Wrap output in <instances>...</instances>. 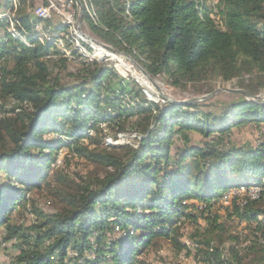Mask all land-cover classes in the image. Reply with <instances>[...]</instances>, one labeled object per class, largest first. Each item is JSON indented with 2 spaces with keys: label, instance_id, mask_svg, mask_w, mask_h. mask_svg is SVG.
<instances>
[{
  "label": "trees",
  "instance_id": "obj_1",
  "mask_svg": "<svg viewBox=\"0 0 264 264\" xmlns=\"http://www.w3.org/2000/svg\"><path fill=\"white\" fill-rule=\"evenodd\" d=\"M79 2L91 32L118 52L143 57V69L151 77L163 76L175 85L209 71L228 80L250 67L262 74L261 82H248L238 90L253 97L264 90V0H217L214 7L203 0ZM25 5L26 0L15 5L0 0V63L6 64L0 67V100L15 104L0 115V172L6 175V184L0 183V241L19 242L12 264H133L136 253L156 237L176 241L179 220L196 224L197 207L185 199L209 209L224 193L244 189L248 195L254 186L259 200L264 199V146L236 148L224 139L242 124L263 126L264 101L239 94V100L218 114L196 111L195 103L159 104L147 100L133 83L129 88L122 79L113 83L116 75L95 62H83L77 84H61L49 74L48 63L54 57L61 63L67 60L55 47L66 27L48 30V23L24 12ZM85 5L95 10L93 20ZM45 34L49 40L41 44ZM127 127L141 136L137 148L104 149L101 132L116 129L120 134ZM44 133L50 138L43 139ZM191 133L210 140L192 146ZM173 136L180 144L170 150ZM62 150L65 154L48 184L49 165ZM75 159L109 171L76 190L65 209H39L31 190L65 186L68 177L62 170ZM256 203L249 196L233 197L231 215L255 224L254 243L245 250L264 264V210ZM259 216L262 221H257ZM218 218L203 217L207 229L197 254L205 264H242L235 245L225 250L217 233L210 238L220 228ZM114 229L121 237L99 247L101 233ZM93 236L94 253L108 258L84 256L92 250ZM69 250L75 258H68Z\"/></svg>",
  "mask_w": 264,
  "mask_h": 264
},
{
  "label": "rangeland",
  "instance_id": "obj_2",
  "mask_svg": "<svg viewBox=\"0 0 264 264\" xmlns=\"http://www.w3.org/2000/svg\"><path fill=\"white\" fill-rule=\"evenodd\" d=\"M75 1L79 2V0L54 1L56 7L51 9L50 15H41L40 10H34L35 7L45 4V0H26V5L23 9L25 13L29 12L30 16H35L43 20V23H48L50 25L48 30L50 31L58 25H64L66 27V33L64 35L61 33L60 36L63 38H56L55 47L64 54L67 60L65 63H61L57 61L58 57H54L52 61L48 63L49 74H51L52 77L58 76L61 84H77L79 81L76 76H79L82 65L84 64L83 62H95L99 66L110 69L116 75V78L111 79L113 83L122 79L126 88H129L130 84L133 83L149 101L162 104L165 102L179 103L195 100V104L199 105L196 111L218 114L227 105L240 99L241 95L234 93L235 91H239V87L249 83L256 84L261 82L259 77H262V74L258 73L256 68L245 67V71H241L237 77L228 80L221 79L214 75L213 72L205 71L194 79L181 80L179 83L172 85L163 76H149L143 69L142 64L144 63L142 62L143 57L141 56L134 59L124 54L125 56H119L121 58V63H118L116 60L104 56V54L99 51V49L102 51L104 50L99 48L96 44L108 45L103 43L91 32L90 28L84 22V15L86 14H84L83 5L79 2L80 8L82 9L81 14L80 8H78ZM203 1L210 7H214L217 0ZM11 2L13 5L17 4V0H11ZM91 9L92 10L89 9L91 13L89 16L92 18L90 19L93 20V13L95 10L92 7ZM213 20L216 23V18L213 17ZM42 29L43 26L39 24L37 30L42 32ZM44 40H49V35H43L39 41L42 44ZM72 52H75L76 56H72ZM5 65L6 64L3 62L0 63V67ZM9 65L10 67L12 66L11 64ZM144 73H146V75ZM256 96L264 101V90ZM125 99L128 101L129 97L127 96ZM248 99L251 100V98ZM14 107L15 104L12 100H0V115L6 114V112L13 110ZM22 109L25 112H30V109L26 106H22ZM16 112H18V110ZM115 130L109 131L105 129L101 132L100 140L104 149L108 148V146H128L131 148H137L139 146L141 136L134 133L131 127H127L128 131L120 134L116 133ZM190 135L192 146H202V144L210 140V138L205 139L197 133H191ZM41 137L46 140L50 138V135L44 133ZM176 138V136L172 137L170 150L180 144ZM224 139L232 143L236 148L247 149L264 146V125L257 127L252 123L242 124L241 127L234 128L231 133L225 135ZM31 151L34 153L37 152L36 149H32ZM107 151H110V149H107ZM116 153L122 156V153H119L118 150H116ZM64 154V150L59 151L54 162L49 165L47 176L44 180L48 184H52V173L60 166V160ZM194 159V157L190 158L189 162ZM62 171L63 174L68 177L65 186H61L57 190L53 189V187L52 189L48 187L49 189L45 188L39 192H35L34 190L30 192L35 205L46 213H54L58 210L65 209L67 201L70 199L71 195L76 193V190L86 185H92L98 177L103 176L104 173L109 170L88 160L75 159L70 161ZM0 183L6 184V175L3 172H0ZM52 191L57 194L52 195L50 193ZM248 192L247 195L244 189H240L239 191L230 190L224 193L209 209H206L203 204L197 203L192 199H185L183 201L184 203L194 204L197 207V210L193 213L197 218L196 224L186 219L179 220V223L175 224L177 229L175 236L176 241L170 242L166 239L156 237L150 245L140 249L136 253L133 258V264H138V262L142 264H205L201 259L202 254H197V251L199 248H202L198 243L201 244L203 240H205V234H203L202 231L207 229L203 217L210 216V214L218 215V224H220L219 230L214 232L212 234L213 236L210 238H216L214 235L217 233L220 244L221 246L223 245V249L227 250L229 246L235 245V248L240 250L243 256L242 264H258L257 257L254 254H248L245 250L246 246L254 243V238L257 235L254 232L255 224L252 223L251 225H247L244 222H239L231 215V200L233 197L241 198L242 196H249L251 200L257 202L256 208L258 207L264 210V199L259 200L258 188L254 186ZM32 221L33 218L29 216L28 222L30 223ZM257 221H262V216H259ZM94 234L97 235L96 231ZM101 234L104 241L99 247L104 246V248H107L109 243L121 237V233L116 229H114L113 232L105 230ZM94 240V236L90 238L92 250L85 252L84 256L89 260L97 258H99V260H104L108 258L106 253L101 255L94 253L96 248ZM259 242L262 243L261 240ZM18 244L19 242L15 241H10L8 243H1L0 241V264L13 263L14 258L18 255ZM47 245L48 242L40 248L43 249ZM182 245L184 247H181ZM215 245L218 246L219 241H215ZM67 256L68 258H75L76 253L69 250Z\"/></svg>",
  "mask_w": 264,
  "mask_h": 264
},
{
  "label": "water",
  "instance_id": "obj_3",
  "mask_svg": "<svg viewBox=\"0 0 264 264\" xmlns=\"http://www.w3.org/2000/svg\"><path fill=\"white\" fill-rule=\"evenodd\" d=\"M78 8H80V5H79V2L78 1H75ZM80 12L82 14V9L80 8ZM82 19V18H81ZM81 21V20H80ZM99 48L103 49L104 51L108 52V53H111V54H115V55H118V56H125L124 54L108 47V46H105V45H102V44H96ZM146 75V73H144ZM234 93H237V94H241L243 95L244 97H247V98H252L254 100H257V101H260L262 102L263 100L261 98H259L258 96H250L249 94L245 93V92H242V91H235ZM192 103H195V100H191V101H188V102H179L178 104H192ZM176 104V103H175Z\"/></svg>",
  "mask_w": 264,
  "mask_h": 264
},
{
  "label": "built area",
  "instance_id": "obj_4",
  "mask_svg": "<svg viewBox=\"0 0 264 264\" xmlns=\"http://www.w3.org/2000/svg\"><path fill=\"white\" fill-rule=\"evenodd\" d=\"M54 1L57 0H45V4L35 7L34 10H40L41 15H50L51 9L56 7Z\"/></svg>",
  "mask_w": 264,
  "mask_h": 264
},
{
  "label": "bare ground",
  "instance_id": "obj_5",
  "mask_svg": "<svg viewBox=\"0 0 264 264\" xmlns=\"http://www.w3.org/2000/svg\"><path fill=\"white\" fill-rule=\"evenodd\" d=\"M85 8L87 9V10H89L88 9V7H87V5H85ZM99 51L101 52V53H103L104 54V56H106V57H110V58H112L113 60H116L118 63H121V58L119 57V56H117V55H115V54H111V53H108V52H104V51H102V50H100L99 49ZM147 83V82H146ZM148 84V83H147ZM148 86V85H147Z\"/></svg>",
  "mask_w": 264,
  "mask_h": 264
}]
</instances>
